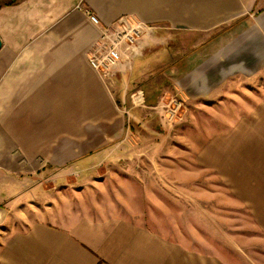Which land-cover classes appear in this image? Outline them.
I'll use <instances>...</instances> for the list:
<instances>
[{"label": "crops", "instance_id": "1", "mask_svg": "<svg viewBox=\"0 0 264 264\" xmlns=\"http://www.w3.org/2000/svg\"><path fill=\"white\" fill-rule=\"evenodd\" d=\"M10 2L0 0V178H58L61 166L93 161L96 146L135 141L127 114L141 123L164 100L213 108L247 95L256 100L197 160L264 234V0ZM88 12L102 23L128 16L154 27L141 56L111 81L86 58L100 34ZM20 162L26 170L16 173ZM51 192L44 189V199ZM55 199L24 228H15L11 204L0 203V264L249 262L245 251L204 252L176 234ZM258 259L264 264V255Z\"/></svg>", "mask_w": 264, "mask_h": 264}, {"label": "rangeland", "instance_id": "2", "mask_svg": "<svg viewBox=\"0 0 264 264\" xmlns=\"http://www.w3.org/2000/svg\"><path fill=\"white\" fill-rule=\"evenodd\" d=\"M254 100L246 95L210 108L167 99L135 125L137 116L129 112L128 135L135 141L96 146L93 161L61 166L58 178H0V203L11 204L15 228L37 220L57 198L97 217L121 216L176 234L204 252L215 248L244 256L245 251L248 264H258L264 234L218 175L197 160L203 146L225 134ZM17 164L16 173L23 165L26 170V163ZM51 187L55 192L44 199V189Z\"/></svg>", "mask_w": 264, "mask_h": 264}, {"label": "built area", "instance_id": "3", "mask_svg": "<svg viewBox=\"0 0 264 264\" xmlns=\"http://www.w3.org/2000/svg\"><path fill=\"white\" fill-rule=\"evenodd\" d=\"M88 16L100 34L86 52V58L104 80L111 81L120 66L128 69L141 56V42L154 27L128 16L108 24L93 13L88 12Z\"/></svg>", "mask_w": 264, "mask_h": 264}, {"label": "water", "instance_id": "4", "mask_svg": "<svg viewBox=\"0 0 264 264\" xmlns=\"http://www.w3.org/2000/svg\"><path fill=\"white\" fill-rule=\"evenodd\" d=\"M2 47V40H1V37H0V48Z\"/></svg>", "mask_w": 264, "mask_h": 264}, {"label": "trees", "instance_id": "5", "mask_svg": "<svg viewBox=\"0 0 264 264\" xmlns=\"http://www.w3.org/2000/svg\"><path fill=\"white\" fill-rule=\"evenodd\" d=\"M17 0H11V2L10 3H15Z\"/></svg>", "mask_w": 264, "mask_h": 264}]
</instances>
